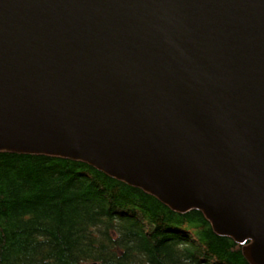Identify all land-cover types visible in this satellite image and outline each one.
Here are the masks:
<instances>
[{"label": "water", "instance_id": "water-1", "mask_svg": "<svg viewBox=\"0 0 264 264\" xmlns=\"http://www.w3.org/2000/svg\"><path fill=\"white\" fill-rule=\"evenodd\" d=\"M0 151L201 210L264 264V0H0Z\"/></svg>", "mask_w": 264, "mask_h": 264}, {"label": "trees", "instance_id": "trees-1", "mask_svg": "<svg viewBox=\"0 0 264 264\" xmlns=\"http://www.w3.org/2000/svg\"><path fill=\"white\" fill-rule=\"evenodd\" d=\"M246 244L83 161L0 151V264H251Z\"/></svg>", "mask_w": 264, "mask_h": 264}]
</instances>
